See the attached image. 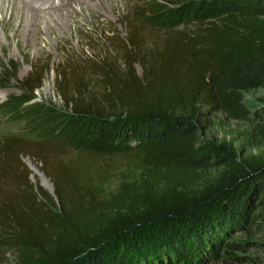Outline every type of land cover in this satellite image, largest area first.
<instances>
[{"label": "trees", "instance_id": "trees-1", "mask_svg": "<svg viewBox=\"0 0 264 264\" xmlns=\"http://www.w3.org/2000/svg\"><path fill=\"white\" fill-rule=\"evenodd\" d=\"M189 9L194 29L160 34L133 12L126 37L107 30L116 57L30 65L28 96L7 99L10 115L52 69L69 114L63 140L0 138V247L15 248L16 264H199L254 222L253 208L263 217L264 160L242 164L229 146L201 144L195 118L206 109L250 121L242 92L264 86V0H200ZM258 131L264 137V125ZM115 151L128 165L105 195L94 171ZM26 156L59 204L30 183ZM215 165L225 170L201 184Z\"/></svg>", "mask_w": 264, "mask_h": 264}, {"label": "rangeland", "instance_id": "rangeland-1", "mask_svg": "<svg viewBox=\"0 0 264 264\" xmlns=\"http://www.w3.org/2000/svg\"><path fill=\"white\" fill-rule=\"evenodd\" d=\"M20 1L31 2L35 8L41 7L38 11L43 14V18L38 24L39 33H35L33 37L27 36L26 31L21 28L17 37H14L12 31L4 32L0 28V138L15 136L29 140L57 141L64 139L67 126L65 118L69 109L55 91V67L69 59L100 54L116 57L117 45H107V30H114L119 34L118 37H126L127 30L123 21L133 12L142 16L145 24L148 22L156 27L158 34L165 30H192L198 22L189 8L193 2L200 0H93L87 6H82V11L77 4L71 3L72 0H67L59 8L61 10L71 4V8L67 9L79 13L71 17L67 14L68 10L49 17L46 9L50 7L39 6L38 0ZM139 20L141 21L140 18ZM17 25L18 23L15 24L16 27ZM144 29L149 41L148 29ZM48 59L53 69L46 75L42 87L35 91L34 99L21 105L19 109L13 108L10 115V110L4 104L8 98L15 100L20 96H28L22 81L29 73L30 65ZM136 70L141 74L139 65H136ZM93 85L98 86V82ZM242 94L250 110V121L229 120L220 112L210 113L206 109L202 110L203 114L197 116L195 121L199 126L201 144L211 141L218 146H229L235 161L244 164L251 158L264 160V137L258 131L264 125V86L243 91ZM72 143L70 142L71 145ZM65 148L71 151L70 146ZM79 148L77 146L76 149ZM114 154L108 159L107 166L104 161L99 160L101 167L94 171L97 173L93 176L94 180L101 176L105 195L117 189L128 165L123 152L115 151ZM22 162L30 171V183L41 187L59 204L54 189L51 191L43 188L42 177L32 170L31 167L34 166L42 173L37 164L28 156L23 157ZM224 170L220 165L211 167L203 173L201 184L213 183ZM259 213L261 212L257 208H253L248 217L254 222L231 230L219 243L217 254L201 257L199 264H264V215L253 218ZM16 260L14 247H0V264H16Z\"/></svg>", "mask_w": 264, "mask_h": 264}, {"label": "bare ground", "instance_id": "bare-ground-1", "mask_svg": "<svg viewBox=\"0 0 264 264\" xmlns=\"http://www.w3.org/2000/svg\"><path fill=\"white\" fill-rule=\"evenodd\" d=\"M65 1L67 0H38L37 4H39V6L43 5L44 8L50 7L46 9V15L49 17L54 16L56 13L60 14L65 10H68L67 14L69 17L79 14L77 11L67 9V7L71 8V4L67 3V6L64 9H61V11L59 7L62 4H65ZM91 1L93 0H72L71 3L77 4L79 6V10L82 11V6H87V4ZM5 5H7V7H5ZM0 6H2L0 7V28L4 32L12 31L14 37H17V34L21 31V29L26 31L27 36L33 37L35 33H39L37 29L38 24L40 20H42L41 18H43V14L38 11L41 7L35 8L33 3L28 1L23 3V1L20 0H0ZM17 23L18 25L16 27L15 24ZM31 168L35 174H40L36 167L32 166ZM42 183L45 185L44 182Z\"/></svg>", "mask_w": 264, "mask_h": 264}, {"label": "water", "instance_id": "water-1", "mask_svg": "<svg viewBox=\"0 0 264 264\" xmlns=\"http://www.w3.org/2000/svg\"><path fill=\"white\" fill-rule=\"evenodd\" d=\"M39 175L42 177L41 181L45 183V185H42V187L53 191L54 187H53V184H52L50 178H45V175L43 172L40 173Z\"/></svg>", "mask_w": 264, "mask_h": 264}]
</instances>
